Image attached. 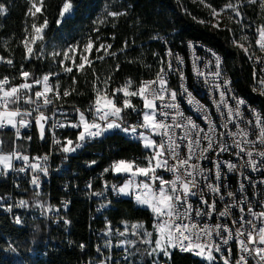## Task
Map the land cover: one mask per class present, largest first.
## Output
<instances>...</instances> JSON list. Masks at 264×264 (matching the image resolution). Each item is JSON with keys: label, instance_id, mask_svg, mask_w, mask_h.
Segmentation results:
<instances>
[{"label": "snow or ice", "instance_id": "obj_1", "mask_svg": "<svg viewBox=\"0 0 264 264\" xmlns=\"http://www.w3.org/2000/svg\"><path fill=\"white\" fill-rule=\"evenodd\" d=\"M30 7L28 8V14L35 20L37 14H43L44 0H40L39 5L36 0H29ZM204 0H201L203 3ZM249 3H259L261 9H264V0H248ZM206 7L211 8L213 16L219 15L216 8H213L210 4H206ZM72 0H62V5L59 9L60 19L57 20V24H61L63 20L68 17L73 10ZM241 4L228 3L225 8L234 12L236 17L242 19V13L240 8ZM224 11V9H221ZM105 19H97L93 23H105L108 17L118 18L125 15V12L119 10L108 11L105 10ZM6 13V7L0 4V14ZM229 19H232L230 16ZM203 22V21H201ZM48 26L47 19L42 24L33 23L31 30L34 34L25 36L22 40L23 47L25 48V58L31 59L33 55H38L34 49V45L38 41L44 40V30ZM214 25V27H217ZM95 32H99V28L94 29ZM231 31V29H229ZM257 36L255 43L259 46L260 51L264 52V25L257 26ZM156 37H154L155 39ZM100 37L97 36V40ZM242 40H247V36H242ZM237 47L244 50L245 54L251 59L252 56L248 51V48L243 44L233 41ZM94 47L93 40L89 38L88 42L84 45L85 51H90ZM104 45H101L103 48ZM108 47H111L109 45ZM189 47H194L189 45ZM42 50V49H41ZM70 51L75 52V47ZM100 51V49H96ZM53 56L60 55L58 52H54ZM113 55H115L113 53ZM167 55L172 56V52L169 49ZM215 56V53H213ZM64 60L60 63L63 65L64 61L70 59L69 52L63 53ZM102 58V57H101ZM177 66L174 68L169 62L167 71L161 67L160 72L157 73L155 80L141 81L137 90L129 91L128 87L131 85V81L128 82L122 89L113 90L111 97L105 94L103 97L99 94L95 98L93 105H90L87 112L91 114V119L88 115L81 111L79 108L75 109L77 114V120L72 122L65 118L64 122H55L52 124L53 129L71 127L78 129L76 141L65 137L62 143L59 138H56L55 132H53V144L60 147L62 153L70 154L81 148L88 140L99 138L105 133L120 130L126 135L136 136L139 141L142 142L143 147L149 151V155L145 157L148 161L146 166H142L133 161H127L120 159L115 161L110 167H106L103 171L108 173L111 171L113 174H128L129 179L124 182L123 185H111V190L115 195H135V201L138 205L147 206L154 215L153 229L156 233L154 246L147 252L149 256L158 257L163 254L165 257H170V249L179 248L184 252H195L197 256H203L209 264L216 259L213 253H222V245H227L229 241L236 240L239 255L236 259V264H249V261H253L254 264H264V211H254L251 204L247 205V215L250 218H246L244 199L239 201V220L233 218L231 223L233 226L239 225L235 229V233L229 228L227 224L217 223L215 226L209 225L206 222L201 225V220L194 219L193 213L196 218H202L207 214L211 217L215 212L216 202L209 203L203 197V189L200 188V182L205 183V187L215 195H219L221 200H224V195L221 194L222 185L218 183L222 179V165L227 167L228 172H235L237 165L231 161H220L219 157L222 153H231L232 149H235L234 155L245 160V164L241 167H250L251 171L262 172L264 171V150H257V145L264 148V115L257 112L255 109H250L253 119L245 121L243 114L240 111L241 105L245 102L243 99H237L232 96L231 99L236 100V107L233 109L227 103L225 99L226 95L230 92V81L221 80V60L216 57V71L208 72L205 74L197 67V61L199 57H195L193 60V71L197 77H203L204 83L209 86L211 91L219 92V101L213 100V104L216 106L217 111H221V106L227 109V120L220 125L223 131L217 133V126L211 120L208 114L207 108L198 101L194 93L189 90L184 83L185 76L182 70L184 63L183 58L178 54L175 56ZM87 60V57L81 56V63L76 65L78 69L84 68L83 61ZM260 58L257 57V62ZM7 63L12 65L13 61L8 60ZM75 63V62H74ZM91 63V61H89ZM207 67V65H206ZM65 71L71 73L73 67H65ZM170 72H177L180 77V91L170 89L168 85V74ZM261 73H264V68L260 69ZM256 74L254 73V76ZM21 78L25 81L19 85H12L7 76L0 79V128L11 127L16 129L17 138L20 136V128L29 127L30 119L33 111L39 112L35 117V124L40 129V135L42 139H45V127L44 125L50 119L46 114L41 111L42 108H46L53 104L52 98L49 97V93L53 92V86L49 84V76L45 75L42 80L36 79L33 83H28V78L31 74L28 71L22 70L20 72ZM215 79L210 81L209 77ZM260 84L264 85V79H260ZM43 84L42 90L34 92L35 100L32 98V89L34 85ZM58 88V85L56 86ZM23 90V91H22ZM123 92L125 97L122 101L123 108L117 105L116 95L118 92ZM261 94H264L262 92ZM70 95L69 91H64L63 96ZM139 95L143 101L142 113L131 103L130 97ZM43 98V104L39 103ZM56 98L59 99L60 95L57 92ZM181 98H183L188 105L193 106L195 111L201 114V118L207 125V130L197 124L191 116H185L181 110ZM21 100L24 103L32 105L35 104V109L22 110L20 105ZM159 101V103H157ZM132 109L133 112H137L142 116V123L137 125H124L123 110ZM223 116V112H221ZM162 118V119H161ZM171 118V123H169ZM229 124H235L236 131L229 130ZM247 125L244 127L243 125ZM190 126V128H189ZM143 129V131H138ZM175 129H186L181 135H177ZM255 135V139L250 137ZM155 137H160L157 141ZM227 137L231 139L232 143L229 145ZM31 139V137H28ZM187 140V144L184 141ZM207 141V145L200 151L199 159L206 160L208 156L206 153L216 151V159L212 161L215 168V180L209 182L211 169L207 172L200 166L199 163L192 164L190 161L194 158V153L200 146ZM181 148H186L188 155L186 158L180 156ZM13 159L22 160L23 166L16 169L20 173H24L27 170H31V184L35 188L40 187L41 174L48 175V169L46 163L48 155L42 157H29L23 155L16 149L5 155L0 154V171L7 172L14 168ZM174 163H169V161ZM153 161L155 164L153 165ZM96 161H92L91 165ZM158 170L170 172L173 174L172 180H165L158 174ZM243 179H248L251 183V177H244L243 172L240 173ZM136 177H144V180L137 181ZM158 181L159 187H155ZM264 183V180L260 181ZM91 187V185H89ZM105 187H109L105 182ZM241 190L244 189V184L240 183ZM200 193V203L204 207H193L190 202V197L197 196ZM138 193V194H137ZM227 196L232 198L231 204H225L224 211L219 213V217H230V209L237 206L235 194L232 191H228ZM93 195H103L102 192ZM110 203V202H109ZM47 214L51 211H59L51 206L47 208L44 205H38ZM104 205H102L103 207ZM16 207H28V201L21 199ZM264 207V205H262ZM12 205H8V210L11 211ZM63 219V218H62ZM22 221L19 216L15 217V223L20 224ZM64 224H69L68 219H63ZM107 227V226H106ZM132 234L140 238L142 243L151 244V237L153 232L144 230L142 233L139 231L144 229L142 223L132 224ZM128 231L127 227L124 231L119 232V236L124 237ZM112 230L107 228L104 235H111ZM222 233H227L224 236ZM213 237H219L220 242L217 243ZM134 244V241L121 240L119 246L126 244ZM110 245V242H108ZM84 245H81L83 248ZM101 250L97 248V252ZM232 249H228L229 258L224 259V264H230ZM103 264V262H102ZM153 264L156 261L153 260Z\"/></svg>", "mask_w": 264, "mask_h": 264}, {"label": "trees", "instance_id": "obj_2", "mask_svg": "<svg viewBox=\"0 0 264 264\" xmlns=\"http://www.w3.org/2000/svg\"><path fill=\"white\" fill-rule=\"evenodd\" d=\"M213 8H219L225 3H238L242 7V21L247 20L253 31V26L264 25V9L260 4L249 3L248 0H204ZM73 10L61 24L59 9L62 0H44L43 14H37L34 20L42 24L45 19L48 26L44 30V47L35 51L31 59L25 58V48L22 40L25 34V23L28 18L29 0H0L5 5L6 13L0 14V76L27 70L30 73L45 72L50 74L58 70L57 77H52L60 89L70 92L64 99L71 103L85 105L92 102L99 93L110 95L111 88L125 87L129 81L130 91L136 90L140 81L150 77L161 56V46L157 40L159 35L169 38L170 45L183 51L186 39L197 40L214 48L222 57L226 72L234 79V87L240 95L261 109L264 115V94H258L250 88L249 67L241 51L231 43L229 31L219 29L210 23L201 20L207 13V8L195 0H72ZM107 4L113 10L125 12L118 18L108 17L105 23H99V32L91 30V22L96 18V13ZM114 4V5H112ZM103 13V12H102ZM229 26L231 33L236 35L238 28L236 19L232 16ZM244 17V18H243ZM105 19V18H104ZM233 20V21H232ZM233 22V23H232ZM81 36V37H80ZM97 36L100 37L97 40ZM76 37L82 40L91 38L94 47L87 54V61L83 69H78V61L70 64L71 73L58 69L57 64L51 63L45 48L50 42L62 41L73 43ZM154 37H156L154 39ZM101 43L104 47H99ZM111 45V47H108ZM42 49V50H41ZM113 53L115 55H113ZM102 57V58H101ZM58 58V57H57ZM12 60V65L7 63ZM91 61V63H89ZM120 96V92L117 93ZM131 103L141 112L140 100L130 97ZM123 108V106L121 107ZM123 117H140L132 109H124ZM3 138L2 148L9 145L8 132H0ZM25 149V147H22ZM34 151L42 150V146L31 145ZM101 152L97 163H102L107 158L128 159L133 155L138 156L137 162H142L146 150L139 144L127 141L120 134H108L101 143H93L83 149L81 159L94 157L92 151ZM80 160V158H77ZM83 177L89 171L82 170ZM8 188L6 178L0 180V193ZM54 193L59 192L56 186L52 187ZM89 205L83 199L75 196L68 207L70 228L67 236L74 240H86L88 225L96 226L98 220H88ZM107 217L113 224L142 223L144 230L153 232L151 228V212L131 199L115 200L107 210ZM43 232V223L40 220L25 218L18 226H11L5 217L0 216V264H80L81 251L76 247H67L65 243L51 247L44 258H28L25 254L29 247L36 246ZM52 235L62 239L64 232ZM155 233L151 237L154 239ZM124 240L134 241L126 244L129 264H152V256L147 255L148 244L142 243L136 235L126 233ZM166 264H204V262L188 252L172 250L170 257H161Z\"/></svg>", "mask_w": 264, "mask_h": 264}, {"label": "built area", "instance_id": "obj_3", "mask_svg": "<svg viewBox=\"0 0 264 264\" xmlns=\"http://www.w3.org/2000/svg\"><path fill=\"white\" fill-rule=\"evenodd\" d=\"M199 2L201 3V0H199ZM206 4V2L201 3V5L204 6ZM206 8L207 13L205 14V17H207L208 13L211 11V8ZM235 22L237 23L238 31L236 35L232 34L229 31V38L232 43L235 40L240 44H244V47L248 48V51L252 56L251 59L248 55L245 54L242 48H240L239 50L241 51L249 67L250 88L253 92L261 94L262 92H264V85L260 84L259 81L260 79H264V73L260 72V69L264 68V52L260 51L259 46L255 43V37L256 39L258 38L257 31L254 35L253 31H251V27L248 24L243 23L240 17H238L237 21L235 20ZM242 36H247L248 39L242 40ZM251 39L253 40V42L250 41ZM157 40L161 46V56L158 59V64L153 74L148 78L142 79L141 81L155 80L157 77V73L160 72L161 67H163L165 71H167L169 62L175 68L177 66L175 56L178 54L183 58L184 61L183 65L181 66L185 76L184 83L187 85L189 90L194 93L195 98L207 108L211 120L217 126V133H219L220 131H223V129L220 128V125L227 120V109L221 106V111H217L216 106L213 104V100L219 101V92L211 91L209 89V86L204 83V78L197 77V75L193 71V60L195 57H199L200 59L199 61H197V67L205 74H207L208 72L214 73L216 71V57H219L221 60L220 70L222 73L220 83H222L223 80H229L231 82L229 86L230 92L225 97L228 105L233 109H235L236 107V100L231 99L232 96H235L237 99H243L245 103L241 105L240 111L242 112L245 121L253 119L250 109H255L257 112L263 115L261 109L257 104L250 102L245 97L237 93L233 83L234 79L226 72L223 63V57L214 48L197 40L186 39L183 44V51L181 52L174 49L170 45L168 37L159 35ZM250 43H252V45L249 46ZM190 44L194 47H189ZM169 49L173 54L172 56L167 55ZM213 53H215V56L213 55ZM257 57L260 58L259 62H257ZM20 72L21 71L17 72L16 74L7 73L6 75L0 76V79H3L5 76H7L12 85H19L20 83L25 82L21 78ZM254 73L256 74L255 76ZM30 74L31 76L28 78V83H33L36 79L42 80L45 75H48L49 84L53 86V92L48 94L49 97L52 98L53 104L41 109V111H43L46 116L50 118L44 125L46 129V138H39L35 131L34 121L39 112L33 111L30 118L26 117L27 119H30V126L20 128L19 138H17L16 129H13L11 127L0 128V132L6 131L10 135L8 148L4 149L2 148L3 138L0 133V154L7 155L12 151V149H16L23 155H28L30 158L48 155V160L46 163L48 175L44 176L41 174L40 187L35 188L31 184V170H27L24 173L16 171V169L23 166V161L13 159L14 168L12 170L7 171L6 173L0 171V180L4 177L6 178L8 184L7 190L0 193V216L5 217L11 226L19 225L15 223L16 216H19L21 221L25 218H31L40 220L43 223V232L39 243L34 247H29L25 252L28 258H44L51 247L58 246L60 245V243L63 244L64 242L67 247H77L81 251L82 258L80 259V264H102V262L103 264H128V253L126 251V247L125 245L119 246L120 241L124 240V237L119 236L118 233L124 230L117 224H113L109 221L107 217V210L112 205V203L118 199H131L132 201L136 202L135 195H115L110 187L113 184H116L118 186L123 185L124 182L129 179V175L113 174L111 171H109L108 173H104L103 170L106 167H110L115 161H118L120 159L111 157L107 158L99 164L97 163L98 158H100L101 156V152L99 150L92 151L94 157L88 159H81V154L83 153V149L88 147L89 145L93 143L103 142V138L108 134H120L127 141L134 144H139L141 147L143 146L142 142L139 141L136 136L126 135L120 130H113L105 133L99 138L86 141L84 145L75 152H72L70 154L62 153L60 147L53 144V132H55L56 138H59L62 143L64 142L65 137L70 138L75 142L78 129H73L71 127L53 129L52 124L55 122H64L65 118L72 122H75L77 120L75 109L77 108H79L81 111H84L88 115V118L91 119V114L88 113L87 110L90 105L94 104L95 99L85 105L68 102L64 99L63 96V92L66 90L60 89L59 87L57 88L56 81L53 80L52 76H50L48 73L35 72ZM214 79V77H209L210 81ZM180 84L181 81L179 74L177 72H170L168 74V85L170 89L179 92ZM42 89L43 84L34 85L32 89L33 100L36 99L34 96V92ZM116 89L117 88L113 86L110 91L111 94L108 96L111 97L113 90ZM57 92L60 95L59 99L56 98ZM105 94V92L99 93V95ZM115 99L117 105L120 106L119 96L116 95ZM39 103L41 105L43 104V98L40 99ZM157 103H159V101H157ZM19 106L22 110H27L30 108L35 109L36 107L35 104L29 105L24 103L23 100H21ZM181 110L186 117L191 116L197 124L207 130V125L201 118V114L195 111L193 106L188 105L183 98H181ZM221 112H223V116L221 115ZM168 122L171 123V118H169ZM138 123H142L140 117H124L125 126H134ZM243 126L247 127L246 124ZM229 130L236 131L235 124H229ZM138 131H143V129H138ZM184 131H186V129H175V132L178 136L181 135ZM28 137H31V139H28ZM250 138L255 139L256 137L255 135H252ZM155 139L159 141L160 137H155ZM224 139L227 140V143L229 145L232 143L231 139L227 137H224ZM184 144H187V140L184 141ZM31 145L42 146L43 149L40 151H34L31 149ZM206 145L207 141H204V143L200 146V149H197L194 153V158L190 161V163H199L206 172L211 169L212 171L210 174L209 182L216 183L217 181L215 180V168L212 164V161L216 159V151L206 153V155L208 156V159L206 160L199 159L200 151ZM22 147H25V149H22ZM143 149L146 150L145 148ZM257 150H264V148H261L257 145ZM234 153L235 149H232L231 153H222L219 157L220 161H231L238 166L235 172H228L227 167L222 165L221 171L223 175L222 179L218 183L222 185L220 191L221 194L224 195V200H221L219 195L211 193V191L205 187V183L201 181L200 188L203 189L204 199H206L209 203H212L213 200H215L216 202L215 212L211 217L205 214V216L202 218H196L194 216V213L192 214L194 219L201 220V225L206 222L209 225L215 226L219 222L221 224H227L229 228H231L233 233H235V229L239 227V225L233 226L231 220L233 218L239 220L240 218L239 201L241 199H244L245 201L244 207L246 218H250V216L247 215L248 204H251L254 211H256L257 213L264 211V207H262V205H264V183L260 182L261 180H264V171L255 172L251 171L250 167H241V165L245 164L246 157L245 160H241L237 158ZM148 155L149 153L146 150V154L143 159ZM187 155V149L181 148L180 156L182 158H186ZM77 158H80V160ZM137 158L139 157L133 155L130 158L124 160L133 161L134 163H136ZM92 161H96V163L89 166ZM169 163H174V161L170 160ZM154 164L155 161H153V165ZM0 168H2V166H0ZM82 170L89 171V174L83 177V174H81ZM241 172H243L244 177L250 176L251 181L254 183H251L248 179H243L240 175ZM158 174L165 180L173 179V174L170 172L158 170ZM144 179V177H136L137 181ZM105 182H107L109 187H105ZM241 182L244 184L243 190H241L240 188ZM89 185H91V187H89ZM53 186H56L59 192L54 193L52 191ZM155 187H159L158 181L156 182ZM228 191H232L235 194L237 206L230 209V217L222 218L219 217V213L221 211H224L226 203H232V198H229L226 194ZM94 192H102L103 195H93ZM75 196L85 200L89 205L88 220L99 221V224H97L96 226H91V224L88 225V236L84 241L69 238L67 236V232L69 231L71 222L69 224L63 223V219H68L70 221L67 210L70 205L71 199ZM21 199L28 201V207H16ZM190 202L192 203L194 208L204 207V205L200 203L199 192L197 196L190 197ZM40 204L44 205L45 208L51 206L54 209H59V211H51L47 214H44L43 209L38 206ZM8 205H12L11 211L8 210ZM102 205L104 206L102 207ZM151 218V228L155 233L153 229L154 215L152 212ZM108 227L111 228L112 233L111 235L106 236L104 235V233L105 231H107ZM59 229L64 232V237L62 239H59L52 235L55 232L59 233ZM222 234L224 236L227 235V233ZM213 239L217 243L220 242L219 237H213ZM108 242H110V245L108 244ZM81 245H84V247L81 248ZM97 248H99L101 251L97 252ZM229 248L232 249L230 264H236V259L238 258L239 251L235 239L229 241L227 245H222V253H213L216 259L212 262V264H224V259L229 258ZM172 250L184 252L179 248L170 249V252ZM188 253L202 260L204 264H209V262L203 256H197L195 252ZM161 263L166 264L163 262ZM249 264H254V262L250 260Z\"/></svg>", "mask_w": 264, "mask_h": 264}, {"label": "rangeland", "instance_id": "obj_4", "mask_svg": "<svg viewBox=\"0 0 264 264\" xmlns=\"http://www.w3.org/2000/svg\"><path fill=\"white\" fill-rule=\"evenodd\" d=\"M195 1H198V0H195ZM39 2H40V0H36V3L39 5ZM205 2V1H204ZM228 4V2L227 3H225V4H222V5H220V7L219 8H216L217 9V12L219 13V15H217V16H213V14H212V11H210L209 13H208V15H207V17L206 18H203L201 21H206V22H208V23H210L211 25H217L218 24V26L216 27V28H219V29H226L227 31H229V29H230V26H229V22L231 21L230 19H229V17L232 15V16H235V14H234V12H232V11H230V10H227L226 8H225V6ZM232 4H238V3H232ZM112 5H114V4H112ZM29 7H30V2H29ZM28 7V8H29ZM213 7V6H212ZM108 10V11H113V9L110 7V6H108L107 4H103L102 5V8L99 10V13L97 12L96 13V18H94L93 20H92V22H91V30L92 31H94V29L95 28H97V25L99 24V23H96V24H94L93 22L94 21H96L98 18L99 19H101V20H103L104 18H105V16H106V12H105V10ZM221 9H224V11H221ZM121 11V10H120ZM103 12V13H102ZM122 12V11H121ZM28 14V13H27ZM28 16V18H27V21H26V23H25V34H24V37L25 36H30V35H32V34H34L33 32H32V30H31V25L35 22L34 21V19L28 14L27 15ZM236 17V16H235ZM237 18L238 17H236V19H233L234 21L236 20L237 21ZM232 20V21H233ZM243 23H245V24H248L249 26H250V24H249V22L247 21V20H245L244 21V19H243V21H242ZM233 23V22H232ZM257 26L258 25H254L253 26V33H254V35H255V32H256V28H257ZM227 27V28H226ZM251 27V26H250ZM24 37H23V39H24ZM81 37V36H80ZM80 37H76L75 39H74V41H73V43H71V42H65L64 44L62 43V41H60V40H58V41H55V42H50L48 45H47V47L45 48V52L47 53V56L49 57V58H51V63L53 64V65H55V64H57V67H58V69L60 68V70L62 69V70H65V67H69V65L70 64H73L74 62H76V61H78V64L79 63H81L82 61H81V56H85V57H87V54H88V52L89 51H85V49H84V45L88 42V40H89V38H87V37H84V39L82 40ZM254 40H256V37H255V39ZM250 41H252L253 42V40L251 39ZM232 43V42H231ZM37 44H38V49H40L43 45H44V40L41 42V41H38L37 42ZM233 44V43H232ZM100 45H101V43H99V44H97V46H96V48H95V50L96 49H98L99 47H100ZM233 45H235L236 46V44H233ZM244 45V44H243ZM250 45H252V43H250L249 44V46ZM34 47V49H35V45L33 46ZM73 47H75V49H76V51L75 52H72V51H70V49L71 48H73ZM237 47V46H236ZM44 47H42V49H43ZM238 49H240V47H237ZM65 51H68L69 52V57H70V59H68L67 61H64V64L62 65L60 62L62 61V60H64V56H63V53L65 52ZM54 52H58V53H60V55H57V56H53L52 54L54 53ZM58 57V58H57ZM87 60H85V61H83V63H85ZM77 64V65H78ZM58 70H55L54 72H51L49 75L50 76H52V77H57V72ZM139 87V86H138ZM123 87H121L120 89H122ZM138 89V88H137ZM136 89V90H137ZM129 90V89H128ZM130 91V90H129ZM100 96H104V95H100ZM136 98H138L139 99V97H138V95L137 96H135ZM119 98H120V107H122L123 106V104H122V101H123V99L125 98L124 96H123V92L121 91L120 92V96H119ZM130 99V98H129ZM140 100V106L142 107V110H141V113H142V111H143V101L141 100V99H139ZM140 118H141V120H142V116L140 115ZM143 147V146H142ZM144 148V147H143ZM148 151V150H147ZM148 153H149V151H148ZM145 156V155H144ZM136 163H138V162H136ZM147 163H148V161L144 158V160L142 161V162H140V163H138V164H140V165H142V166H146L147 165ZM136 203V202H135ZM137 204V203H136ZM141 206V205H140ZM142 207H145V208H147V206H142ZM148 209V208H147ZM150 212H152L150 209H148ZM132 224H135V223H127V222H123V223H121V226H122V228H123V230H125V228L127 227V229H128V231L126 232V233H131L132 234V228H131V225ZM155 238H156V235L154 236V239L152 240V243L151 244H148L149 246H148V250L147 251H150V249L154 246V243H155ZM161 257H164L163 256V254H160L158 257H155V256H152V264H153V260H155L156 261V264H162L161 262H163V261H161ZM164 263V262H163Z\"/></svg>", "mask_w": 264, "mask_h": 264}, {"label": "water", "instance_id": "obj_5", "mask_svg": "<svg viewBox=\"0 0 264 264\" xmlns=\"http://www.w3.org/2000/svg\"><path fill=\"white\" fill-rule=\"evenodd\" d=\"M34 127H35V131H36L38 137L41 138L40 129L38 128V126H36L35 121H34Z\"/></svg>", "mask_w": 264, "mask_h": 264}, {"label": "bare ground", "instance_id": "obj_6", "mask_svg": "<svg viewBox=\"0 0 264 264\" xmlns=\"http://www.w3.org/2000/svg\"><path fill=\"white\" fill-rule=\"evenodd\" d=\"M128 264H129V261H128Z\"/></svg>", "mask_w": 264, "mask_h": 264}]
</instances>
